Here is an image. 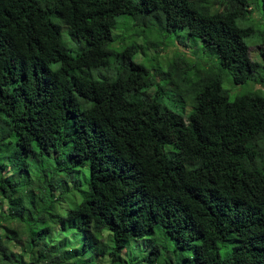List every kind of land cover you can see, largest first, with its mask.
Here are the masks:
<instances>
[{
	"label": "trees",
	"instance_id": "1",
	"mask_svg": "<svg viewBox=\"0 0 264 264\" xmlns=\"http://www.w3.org/2000/svg\"><path fill=\"white\" fill-rule=\"evenodd\" d=\"M54 14L86 42L78 55ZM121 15L137 37L158 22L215 55L185 79L181 113L161 102L163 87L149 92L134 44L119 50L114 78L90 75L111 67ZM252 46L264 59V0H0V264H264V94L231 99L234 86L264 83ZM178 53L167 71L196 69ZM10 144L89 169L81 201L52 226L32 217L36 203L15 185L27 162L7 174ZM156 229L174 239L179 260L159 246L123 256Z\"/></svg>",
	"mask_w": 264,
	"mask_h": 264
},
{
	"label": "rangeland",
	"instance_id": "2",
	"mask_svg": "<svg viewBox=\"0 0 264 264\" xmlns=\"http://www.w3.org/2000/svg\"><path fill=\"white\" fill-rule=\"evenodd\" d=\"M252 18L256 22L253 21L251 25L255 26L258 30L257 26H260V23H258L260 20L259 12L254 11ZM52 19L54 22L61 24L57 14L52 15ZM239 23L241 25H248L243 23V20H239ZM132 25L133 19L130 16H119L118 25L114 31L115 40L117 41V38H121L122 40L125 38V43L120 44L119 42H122L120 39L112 45L114 54L109 69H93L90 75L96 79H102L104 77L114 78L117 68L120 65L119 50L126 45L134 44L137 46V53L134 56L135 61L143 63L151 71L150 77L153 86L149 89V92L155 94L157 90L163 87L165 92L161 102H164L165 105L181 113L182 109H180V103L176 98H178L177 96L180 92H184L183 84L185 79H195L197 70H203L207 65L211 66L217 63L215 55L209 49L204 48L201 42L195 41L196 38L189 37L185 30L170 31L158 24V22H151L148 25V29L145 26L140 27V33L144 30L149 31L145 37L140 38L134 35L136 28L133 26V29H131ZM257 35L259 34L255 33L248 39V42L255 41L254 39H256ZM62 37L73 56L78 55L87 47L86 42L78 39L70 28L65 25H62ZM178 51H180L178 54L185 57L191 65H195L196 69H193L188 74H185L183 67L179 69V72L175 69L167 71L169 69L168 65L174 60ZM251 56L254 60L264 63L259 46L251 47ZM156 70H161L158 72L160 74H157ZM256 76L264 80V70ZM260 84L258 85L259 88H253L251 82L248 85L234 86L231 99H234L238 94L252 89L264 94V83ZM224 87L227 90L232 88V85L228 82V78L224 81ZM9 150L10 152L7 154V158H5L7 164H9V168L5 166L7 174L9 173L11 176H15L10 172L15 171V169L18 170V164L23 163L22 165H24V161L27 162L25 167L23 166L21 171H19L15 179V185L17 186L19 184L21 189L20 193H23L25 203L29 206L32 203H36L38 211L32 217L41 222V226H52L58 216H64L68 209L74 208L81 201L90 181L88 168L70 171L69 167L71 162L65 164L62 160H59L61 155L56 154L49 156L35 153L25 157L23 152L17 149L14 144L7 146L6 153ZM61 194L63 198H60ZM53 206L54 208H52ZM53 232L64 231H60L55 227ZM67 236L68 239L66 242L68 243L73 242L76 238L74 234H67ZM78 236L82 238L83 234L78 233ZM110 239H112L111 235L108 232H104L103 240L106 245L110 243ZM155 246H159L165 255H170L179 260V255L177 254L179 250L175 246L174 239L159 229H156L155 233L151 236L148 234L139 241H132L125 249L123 256L127 252L136 256L148 253ZM223 256H225L224 253Z\"/></svg>",
	"mask_w": 264,
	"mask_h": 264
}]
</instances>
